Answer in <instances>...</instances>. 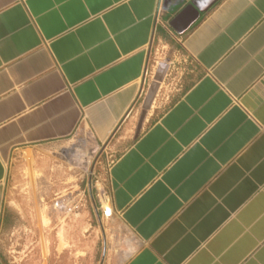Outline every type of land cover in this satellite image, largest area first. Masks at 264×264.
<instances>
[{
	"label": "crops",
	"instance_id": "obj_1",
	"mask_svg": "<svg viewBox=\"0 0 264 264\" xmlns=\"http://www.w3.org/2000/svg\"><path fill=\"white\" fill-rule=\"evenodd\" d=\"M38 160L103 264H264V0H0V224Z\"/></svg>",
	"mask_w": 264,
	"mask_h": 264
},
{
	"label": "rangeland",
	"instance_id": "obj_2",
	"mask_svg": "<svg viewBox=\"0 0 264 264\" xmlns=\"http://www.w3.org/2000/svg\"><path fill=\"white\" fill-rule=\"evenodd\" d=\"M110 161L108 158L107 163ZM42 165L41 160L35 161L33 168L14 175L7 184V202L17 214L0 224L3 260L6 264H88V257L73 249L81 241L86 243L93 229V264H103L111 222L103 217L97 192L93 190V201L86 198L88 192H81L80 200L77 192H46L42 189ZM105 210L109 215L107 205ZM79 213L93 214V222L69 219ZM60 238L64 241L61 249Z\"/></svg>",
	"mask_w": 264,
	"mask_h": 264
},
{
	"label": "bare ground",
	"instance_id": "obj_3",
	"mask_svg": "<svg viewBox=\"0 0 264 264\" xmlns=\"http://www.w3.org/2000/svg\"><path fill=\"white\" fill-rule=\"evenodd\" d=\"M63 246H64V241H63L62 238H60V247H59V249H61V247H63Z\"/></svg>",
	"mask_w": 264,
	"mask_h": 264
}]
</instances>
